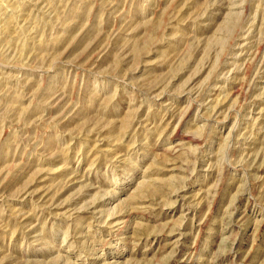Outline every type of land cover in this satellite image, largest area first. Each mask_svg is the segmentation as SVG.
I'll use <instances>...</instances> for the list:
<instances>
[{
	"label": "rangeland",
	"instance_id": "374dc122",
	"mask_svg": "<svg viewBox=\"0 0 264 264\" xmlns=\"http://www.w3.org/2000/svg\"><path fill=\"white\" fill-rule=\"evenodd\" d=\"M0 264H264V0H0Z\"/></svg>",
	"mask_w": 264,
	"mask_h": 264
}]
</instances>
